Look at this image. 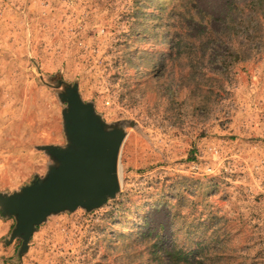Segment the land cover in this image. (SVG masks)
<instances>
[{
  "label": "rangeland",
  "instance_id": "1",
  "mask_svg": "<svg viewBox=\"0 0 264 264\" xmlns=\"http://www.w3.org/2000/svg\"><path fill=\"white\" fill-rule=\"evenodd\" d=\"M61 81L127 135L120 191L11 241L0 264H264V0H0V195L65 146ZM164 264H167L164 263Z\"/></svg>",
  "mask_w": 264,
  "mask_h": 264
},
{
  "label": "water",
  "instance_id": "2",
  "mask_svg": "<svg viewBox=\"0 0 264 264\" xmlns=\"http://www.w3.org/2000/svg\"><path fill=\"white\" fill-rule=\"evenodd\" d=\"M63 85L60 97L67 105L63 111L67 144L42 146L53 160L46 175L20 191L0 195L2 215L16 219L11 241L22 239L21 254L28 251L33 234L51 215L101 208L121 188L119 158L127 135L124 127H110L95 105L84 101L78 83L61 81L58 88Z\"/></svg>",
  "mask_w": 264,
  "mask_h": 264
},
{
  "label": "trees",
  "instance_id": "3",
  "mask_svg": "<svg viewBox=\"0 0 264 264\" xmlns=\"http://www.w3.org/2000/svg\"><path fill=\"white\" fill-rule=\"evenodd\" d=\"M155 252V256L158 258L157 264H195V260H197V255L199 253V249L185 251L177 246H174L172 249H169L165 252L164 255H159V253Z\"/></svg>",
  "mask_w": 264,
  "mask_h": 264
},
{
  "label": "bare ground",
  "instance_id": "4",
  "mask_svg": "<svg viewBox=\"0 0 264 264\" xmlns=\"http://www.w3.org/2000/svg\"><path fill=\"white\" fill-rule=\"evenodd\" d=\"M119 172H120V168H119Z\"/></svg>",
  "mask_w": 264,
  "mask_h": 264
}]
</instances>
